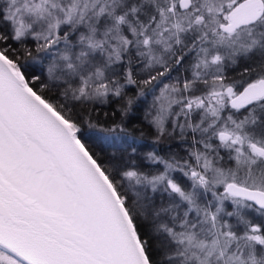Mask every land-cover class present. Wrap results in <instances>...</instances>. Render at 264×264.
<instances>
[{"label": "snow or ice", "instance_id": "6c2138e0", "mask_svg": "<svg viewBox=\"0 0 264 264\" xmlns=\"http://www.w3.org/2000/svg\"><path fill=\"white\" fill-rule=\"evenodd\" d=\"M0 264H264V0H0Z\"/></svg>", "mask_w": 264, "mask_h": 264}]
</instances>
